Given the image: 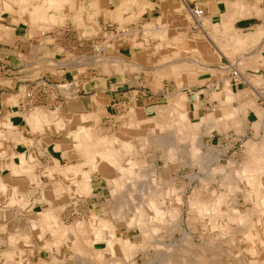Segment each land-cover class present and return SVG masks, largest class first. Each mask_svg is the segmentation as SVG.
I'll return each mask as SVG.
<instances>
[{"label":"crops","instance_id":"1","mask_svg":"<svg viewBox=\"0 0 264 264\" xmlns=\"http://www.w3.org/2000/svg\"><path fill=\"white\" fill-rule=\"evenodd\" d=\"M20 1L22 2L20 3ZM60 1L62 3H60ZM60 4L65 6V10L60 9ZM196 8L202 9L206 18H208L206 19L207 24L203 29L204 33L202 32L201 34L208 40H212V42L210 41V48L213 50V52H215V54L220 56L218 61H215V63L211 64V67L221 69L230 66L231 61L237 55L236 51L239 46L237 39L245 40L241 42V45H244L249 53H254V51H256L252 57L261 58L259 60V65L261 66H257V64L251 65L249 67L248 60L245 61V64H247L246 71L250 74H262L263 76L264 38H261V35L264 37V33L258 35V31L261 29L264 30V0H0V151L2 150L0 152V213L2 211L0 214V264H41L42 260L49 264L53 263V261L54 263L60 262L62 264H67L68 261L74 260L71 258L73 253L71 245L74 239V234L68 233V224L63 223L64 230L61 233V236L59 232H53L46 234L43 239L37 232V228L39 226L36 224L38 223V218H40L44 211L54 205L62 207L61 209L64 212H70L73 208V210L79 209L83 211V213H88L90 216H103L108 211L112 210V208H114V201L117 194L113 193V190L116 189V185L114 183L111 184L107 175L121 176L119 170L116 169L117 167L125 165L129 168L135 169L136 167L140 169V165L144 167V162L142 163V161H144V154L142 151L145 148H149V153L152 152L150 155L152 158L154 157L155 163L158 161V157L162 158L167 166L171 165V163H174L175 161L170 156V159L168 158L167 154L164 153L162 145H157L155 142H151V140L148 142L146 141L145 144L136 142V133L140 127L147 129L149 133H154L152 131L154 130L156 132V128L153 127L156 126V121L158 119L161 121L173 116V113L170 109L168 112L166 109L165 113L162 114L159 113L158 109L163 107L167 108L170 103L171 96L179 89L177 81L172 76H166L161 79L163 91L159 92L156 87V77L159 75V72L163 71L165 69L164 67L167 68L174 65V62H168V64L161 62L165 52H167V54L175 52L172 48H161L158 46L159 42L156 45H153V42L155 41H152V39L147 40L146 38L137 39L136 42L138 43H136V45H134L133 41L127 44L121 43L114 45L110 49L112 55H119L120 58L126 61H133L136 58V69H126L123 72H111L112 74L110 76L114 77V82L112 81L110 84L108 81L98 82L93 81L92 79H90L89 82H84L83 78H80L76 81L75 77L74 81H70L71 79H67V77L66 81L68 82L66 84L62 83V88L66 89L68 87L72 88V86L75 87L72 90L69 89L67 95V93H62L63 91L60 90V85H58V82L61 81L59 77H61L62 72L60 71V64L53 61L55 58L52 54L45 57L44 54L48 53L44 51L45 49H42L41 46L38 52L35 50V48L38 46H32L30 48V46L25 44V38L31 36L37 37L36 35H29L30 33H33L31 31H34L33 29H35L36 26L41 25L47 20L48 15L60 17L62 15L76 16V14H84V20L86 22L92 23L94 17H99L102 19L108 18L109 16L107 11H110L111 14H115L120 11L122 17L130 18V20L134 19L135 21L133 23H137L138 26L145 24L148 25L153 22L156 23L160 21L164 25L181 27L183 22L186 20L188 9ZM230 45L233 46L230 47ZM257 45L261 46L258 48ZM47 49L52 50L54 48L48 47ZM52 53L55 54L56 52ZM28 54L31 55L29 56ZM52 61L53 63L51 64ZM48 64L52 67L50 68ZM255 67H258V69H255ZM45 68H47V70ZM24 69L27 73H25ZM71 70L66 69L67 72H71ZM148 70L153 72V74L148 77V80L138 81L139 78H137L136 74L138 73V76L142 80L144 77L142 74H145V71ZM45 71L47 72L45 73ZM217 71L219 72L218 69ZM218 72L212 73L208 71V73H201L198 76L197 82L191 84L189 88L186 87L182 89L181 92L188 96V100L186 101L185 105L192 122H198L205 115L211 114L206 111V103L208 101L205 96H207L210 91H216L215 88L217 87V83H220V80L225 84V81L223 80L222 76H219ZM134 74L136 75V78L132 79L131 75ZM110 76L107 74L108 79H110ZM235 81L236 80H232L231 83H229L231 84L229 85V88L231 86V90L235 92L239 91L244 97L249 89L247 90L246 88H241L239 85L240 82L236 83L237 86L234 87ZM127 85L136 86V88H149L148 96H142L139 99L140 102H137L138 98L135 99L136 101L131 102L134 104V107H137L138 109L137 118L144 117L145 119H149L144 125L139 123L140 127L138 126V122L136 125L137 120L133 121V123L130 121V123H127V125L122 123L120 129L115 131L112 130L111 127L105 126L106 123L104 122V119L105 116L110 113L109 106L113 98L120 96V93H126L122 91L126 89ZM260 87L262 86L260 85ZM47 88H49L48 93L44 92ZM153 88L156 89L158 93L153 91ZM221 90L224 91L225 87H223ZM136 91L139 93V90ZM96 93L102 94V102L100 105L101 113L99 120L98 122L94 123L92 116L94 114L92 98L94 95H96ZM130 93L131 96H134L132 91H130ZM45 95L49 96L47 97ZM223 95L224 99L222 98L223 101L221 100L222 103L220 106L227 101V96L225 93H223ZM126 96L128 95L125 94L122 97ZM259 99L264 101V98L262 97ZM123 100H121V102L124 105L127 104ZM255 100L256 99L254 97L248 98L249 102H254ZM61 101H65L66 104L60 107ZM77 103H80L81 105H78ZM256 103L257 104H254V109H251L248 111V113H246L247 119L242 125L243 130L241 128L243 132L236 131L235 128L231 127L228 132L220 131L219 128H212L211 133L202 134L201 137L204 146L201 148L200 152L202 156L205 157V162L203 161V163H201L198 159L195 161L196 163H194V165L188 166L198 165V168L204 170V172H206V170L208 172L209 167L215 163L218 167L225 168L222 165L221 160L224 159L229 148L227 147L224 150L218 151V149H213V146H210L206 141V137L209 136V138H211V136H213L212 133L214 132H218L219 135L227 137L228 133L232 132L230 130H234L237 133L239 132L246 137H249L247 141L252 140L256 143L262 142L264 138V102L259 104V101L257 100ZM231 105L236 108L240 105V102L233 100ZM255 109H258L259 111ZM153 118L156 120H152ZM93 128L95 129L92 131L94 138L87 136L85 141V137H83V135L91 131ZM169 132L172 131L170 130ZM102 134H107L106 140H102L100 143L101 146L104 147V155H107L111 152L114 153L116 157L111 159L105 156H103V158L97 156L94 159L91 158L90 155L80 156L84 146L86 144L89 145L98 143L97 137H100ZM163 137L164 139L166 138L165 136ZM81 140L84 143H82ZM165 144L173 145V143L170 141ZM41 150H45L49 153L48 157L43 156L45 158L43 160L39 158L42 156H40ZM158 150H161V156H157ZM260 155L264 156V149H261ZM216 157L218 159H215ZM257 158L260 160L258 165L260 166L261 171L256 174V176L264 180V159L263 157L261 158L259 156ZM189 162L190 160H188V163ZM207 162H209L208 167H206ZM32 165H35V167L34 169L30 170L29 167ZM44 165H49L52 167L54 169V173L50 174L48 170L43 169L41 166ZM225 169L229 170V167H226ZM160 172H163L162 175L164 174V170H161ZM217 173L220 174L219 171ZM46 174L55 177V182L59 181L60 183H63L66 189L57 191L54 188H48L46 192L43 191L41 193L40 190L37 189L36 184L40 181H43V178H45ZM202 175H197L198 178L194 180L199 181L201 186H198V188L202 187L204 190L208 189V184H210V181H212V183L216 181H222V184L225 182L224 173L223 175L220 174L222 178L215 177L214 175H210L209 177L205 174L203 176ZM51 176L48 178L49 181H47V183L52 181ZM124 176L123 179L125 178ZM127 176L134 177L133 174H127ZM191 176L195 175L193 174ZM86 179L90 180L92 186L91 194L89 195L90 197L88 196V198L85 199L83 203L82 200H80L79 203L81 206L75 208L76 206L74 205L77 203L75 199L77 198V195L81 196L79 193L84 190L83 183L86 181ZM107 191L109 194H106L108 193ZM205 192L206 191L203 192L204 194L202 195V198L208 197ZM213 194V199L218 194L225 196L224 193H217L215 190H213ZM106 197L109 198L106 199ZM251 203L252 206L250 210L252 212L254 203ZM61 216L63 218V215ZM119 224L120 223H118V221L112 220V225H117L119 227V233L121 236L129 235V232L133 228H136L132 227L128 230L127 227ZM168 226L166 228H168ZM124 229L128 231L126 234L122 233ZM259 229L261 231V237L264 239V226H259ZM45 242H48L46 246ZM97 243L99 242H96L95 246ZM101 243L105 244V242ZM57 246L58 248H56ZM52 253L55 256V260H51Z\"/></svg>","mask_w":264,"mask_h":264},{"label":"bare ground","instance_id":"2","mask_svg":"<svg viewBox=\"0 0 264 264\" xmlns=\"http://www.w3.org/2000/svg\"><path fill=\"white\" fill-rule=\"evenodd\" d=\"M21 2L22 1H20V3ZM56 2H58V1H56ZM52 3H54V2H52ZM60 3H62V2L60 1ZM6 9H8V8H6ZM60 9L65 10V6L60 4ZM83 10H84V8H83ZM97 10H98V8H97ZM107 14L109 16L107 19L114 20V22L117 21L116 23L121 28L123 26H126V27L129 26V25H131V23H133L135 21L134 19L130 20V18L122 17L120 11L118 13H115V14H111L110 11H107ZM89 15H90V13H89ZM186 15H187L186 20H185V22H183V25L181 27L180 26H173V25H171V26L170 25H164L160 21H158L156 23L153 22L151 24L146 25L145 26L146 28L144 29V31H145L144 36L146 37V39L147 38H158L159 40L161 39V42L158 44L159 47H161V48H165V47L172 48L173 51H175L171 54H167V52H165L163 54V58H162L161 62H165L167 64H168V62L169 63L174 62V65L167 67V68L164 67L165 69L163 71H160L159 75L156 77V87L159 90V92L163 91L162 81H161V79L163 77H166V76L171 77L172 76L177 81L179 89L177 90V92H175L171 96L169 107L158 109L159 113H161V114L165 113L166 109H167V112L170 109L173 113V116H171L165 120H161V121H159V119H158L156 121V126L153 127V128H156V132L154 130L152 131L155 134L149 133L147 129H145L143 127L141 128L139 126V123L143 124V125L146 124L148 122L149 118L148 119L147 118L146 119L140 118V117L137 118L136 108L132 105L130 106L129 110H127V112L122 115L123 116L122 119H123L125 125H127V123H130V121H131V123H133V121L137 120L136 125L138 122V126L140 127V129H138V131L136 133V142H140L141 144H143V143L145 144L146 141L148 142L151 140V142H155L157 145L163 146L164 153L167 154L168 158L170 156L172 158H178L179 160H181V159L185 160V164H192V163H196L195 161H197L198 159L200 160V158H201L199 152L201 151V148L203 147L202 137H201L202 134L211 133L212 128H219L220 131L228 132V130L231 127L233 128V126L230 124L231 119H235V120L238 119L239 122L237 124H239L241 126L246 122V119H247L246 113H248V111L251 110V108L249 106V101H246L247 95L250 92H252L256 95L255 96L256 100H258V98H260V97L264 98V75L263 76H262V74L261 75H254V74H250L246 71V68H247L246 65L247 64H245V61L248 60V66L249 67L251 65H257V64H258L257 66H261V65H259L260 64L259 60L261 58L260 57H252V56H254L253 54L256 53V51H254V53L253 52L249 53L248 50L246 49V47H244V45L243 46L241 45V42L245 41V40H239V39H237L238 45H239L237 48V51H236L237 55L235 56V58L232 61L229 60V61H231V65L227 68H225V67L221 68V69L217 68L219 70V72L217 71L216 68H212L211 64L215 63V61H217L220 58V56L218 54H215V52H213V50L210 48L211 47L210 43L212 42V40H208L202 34L199 37H192V38H190V35H189L190 30L191 31H193L194 29H202L203 30L207 24L206 19H208V18H206L205 13L202 15L196 14L195 12H192L191 9H188V12ZM66 16L62 15L60 17H56L53 15H48L47 20L44 23H42L41 25L36 26L35 29H33L35 32L31 31L33 33H30V34L36 35L38 37L44 36L45 38H43V40H44V42H46V39H48V37H51L49 35L51 32H57L60 27L66 25L67 21L69 20L68 16L67 17ZM79 17H80V19L83 20L82 21V24H83V22L85 21L84 20L85 15L84 14L79 15ZM93 21H96V17H94ZM121 22H123L124 25H122ZM86 24H87V22H86ZM79 26H81L80 23H79ZM91 26H93V28L95 29L96 32H98L100 29V26L98 24L93 23V22H92ZM80 29H81V33H82L81 35H83L84 37L86 35L87 36L92 35V32H89L86 28L81 26ZM126 31L127 32L121 36V39H122V37L123 38L127 37L126 39L129 38L131 41H133L134 45H136V43H138V42H136V33H137L136 28H129L128 27ZM139 32H140V30H139ZM122 33H123V31H122ZM262 33H264V30L261 29L260 31H258V35H261ZM97 34H99V33H97ZM97 34H96V36H97ZM2 38H4V37H2ZM261 38H264V37H262V35H261ZM252 39H254V38H252ZM249 41H250V39H249ZM121 42H119V43H121ZM140 44H141V42H140ZM23 45H24V43H23ZM40 46L41 45H39L38 47L36 46L37 47V48H35L36 52L39 51ZM232 46L230 45V47H232ZM260 46H258V48ZM140 47H142V46H140ZM101 51L102 52L104 51V52L102 53V55L100 57H97L98 59L96 58V60H98L97 62L99 63V65L101 64L100 70H103L105 72L106 71L107 72H115V71L116 72H123L126 69H136V58L133 61H131V60L126 61V60H123L122 58H120L119 55L118 56L116 54L115 55H110V54L107 55V53L105 52L106 50L102 49ZM259 53H260V51H259ZM18 57H19V55H18ZM229 57H228V59H229ZM39 59H41V58H39ZM71 61H74V60H71ZM33 65H31V66H33ZM36 65H38V64H36ZM122 65H124V66H122ZM31 68H33V67H31ZM41 68H42V66H41ZM256 68L258 69V67H255V69ZM45 69L47 70V68H45ZM20 71H22V70H20ZM24 71H25V69H24ZM208 71L212 72V73L218 72L219 76H222L223 80L225 81V90L223 91V93H225V95L227 96V101L223 105L216 108L214 113L212 112L211 114L205 115L198 122H192V120L190 119V116L188 114V111L186 109V105H185L186 101L188 100V96L181 91L183 88H186V87L189 88L191 86V84L197 82L199 74L204 73V72L208 73ZM229 72H230V75H229ZM25 73H27V72L25 71ZM59 78H61V77H59ZM232 80H236V83H237V81L247 82L249 87H250V89H249L250 92L247 91L246 92L247 94L244 93L246 95L243 97V95H241L239 91L235 92V91L231 90L229 88V85H231V84H229V83H231ZM125 82H126V80H125ZM259 83H261L263 85V87L258 88L257 85ZM105 85H106V83H105ZM114 85H116V84H114ZM73 88H75V87L72 86V88L68 87L66 89L65 88L63 89L62 87H60V90L63 91L64 94L67 93V95H68L69 89L72 90ZM102 91H104V90H102ZM71 92H73V91H71ZM156 92L158 93V91H156ZM99 93L98 94L96 93V95H94L92 98L93 106L95 107L94 108V114L92 115L93 117L100 115V113H101L100 105L102 102V94H99ZM123 95H125V94H123ZM45 96H47V95H45ZM233 100L239 101L240 105L238 107L234 108L231 105ZM80 101H78V102H80ZM95 102L98 105L95 106L94 105ZM12 104H13V102H12ZM83 108H81V109H83ZM255 110L259 111L258 109H255ZM43 117H44V115H43ZM32 119H33V117H32ZM152 120H156V119L153 118ZM68 121H70V120H68ZM81 130H84V129H81ZM170 130L172 132H169ZM92 131H93V129H91V131H89V132L85 133V135H83V137H85V139L82 136L81 137L85 141H86L87 136H91V138L92 137L94 138V134ZM24 132H25V130H24ZM83 132H85V131H83ZM102 135L106 136L107 134H102ZM102 135H100V137H102ZM2 136H4V135H2ZM163 136H165L166 138L164 139ZM42 139H43V137H42ZM104 140H106V138H104ZM168 141L173 143V145H169V144L166 145L165 143H167ZM81 142L84 143L82 140H81ZM46 146H48V145H46ZM244 146L246 147L245 158L237 166L232 165L234 169H232L228 172L230 175V177H229L230 180L228 179L227 183H228V187H230L232 191H237L236 188L237 187L241 188V185L244 186V192L242 194L244 200H247V202L251 201L254 203L253 207H252L253 208L252 213H245V212L243 213L242 211L234 210V209H221L222 205H224L225 203H228V200H226V201L222 200V198L224 196H217L216 195V197L212 200L211 199L210 200H203L202 195L204 194L203 193L204 190H203V188L197 187L195 189V191L193 192V194H194L193 198L194 199L190 200L188 202V205H185V206H189L188 209H189V214L191 215L192 221H195V222L199 221L200 222L201 220H205L206 221V228L208 230H210L211 232H214V234H212V237H209V239H207V241L205 242V247H203V251L197 252V250L190 249V251H188L186 253L184 251H180L178 249L177 245L175 247L176 248L175 250L172 251L171 249H169L171 251H166V252L169 253L170 255H169V257H166L164 259L165 264H216L215 261L217 260L218 256H221L224 253L225 254L231 253L232 255L234 254L235 256H237V260H238L239 264H264V239L261 237V231L259 229V226H264V223L262 222V221H264V180H262V178L260 179V177L256 176V174H258L261 171V168L258 165V162L260 160L257 157L258 156L261 158L263 157V159H264V156L260 155L261 149H264V138H263L262 142H259V143H256L252 140L246 141L244 143ZM100 147L102 148L101 154H99L100 150H98ZM131 148H132V146H131ZM103 149H104V147L101 146L100 144L97 145V143H95V144L93 143V144H89V145L86 144L82 150V153H80V156L90 155L91 158H94V159L97 156L100 158H103V156H105V157L111 158V159H114L116 157V155L114 153H111V152L107 155H104L105 153H104ZM41 155L48 157L49 153L45 150H41ZM166 160H167V158H166ZM188 160H190L189 163H188ZM167 162H168V160H167ZM79 163H81V162H79ZM75 164H77V163H75ZM171 164H173V163H171ZM33 166L35 167V165H32L31 167H29V169L30 170L34 169V168H32ZM46 169L49 171L50 174L54 173L53 172L54 169L52 167H50L49 165L46 166ZM116 169L119 170V173H121V176L107 175L111 184L114 183L116 185V189L113 190V193L117 194V196L115 197V201H114V208H112V210L108 211L105 215H103V217H101L99 215H92V216L88 217L85 215L83 217V219H76L68 226V233L73 232L72 234H74L73 237L75 239L77 238L79 240L80 239L83 240V241H79V244H78V245H81L82 247L79 248V246L75 245V247H76V248L74 247L75 252L77 254L79 253V254H83V255L87 256V257H79L76 255L77 257L75 258L74 264H125L126 262H128V258L130 256L131 252L136 250V253H137V252H140L143 250L145 242L139 243V242L133 241L129 237V235H124V236L122 235L121 236L119 233L120 231H119L118 226L111 227V225H110L111 219H113L115 217H117V218L120 217L119 219H120L121 223L126 221L127 225H125V226L128 228V230L131 229L132 227H137L138 233L134 237H136L138 235L145 237L146 235H148L147 233L150 230L152 233H157V231L161 228V226L166 221H167L166 223L170 222V228H172V222L173 221L169 216L172 209L168 208L167 210H164L163 207H164V205H167V203L169 206H173L174 204L179 203L180 198L178 197L179 200H176V198L174 199L175 195L170 193L168 196L165 195L164 200H158L159 199L158 193L157 192L153 193V191H156V190L158 191L160 189V187L157 188L156 183L153 184V182H151L152 180L150 181V178L154 177L153 176L154 170L152 171L151 169H146V168L142 167L141 165H140V169L138 167H136V169L135 168H129L126 165L125 166H119ZM13 171H14V169H13ZM70 172H72V171H70ZM14 173H15V171H14ZM123 173L125 176L123 175ZM231 173H233V174H231ZM19 174H21V173H19ZM87 174H88V172H87ZM127 174H133L134 177L127 176ZM122 175L125 177L124 179H123ZM140 175H142V176L144 175V177H146V180H143V177L138 178V177H140ZM6 176H8V175H6ZM49 176H51V175H49ZM51 177H52V181L49 183L43 182L42 187L38 186V185H40V182L37 181L38 182L37 183L38 185L36 184L38 186L37 189L40 190L41 193L43 191L46 192L48 190V188H51V189L54 188L57 191H60L62 189H66V187L63 185V183H60L59 181L55 182V177H53V176H51ZM131 178H135V179H131ZM131 182H134L135 185L131 184ZM7 183H8V181H7ZM83 184H84L83 187L85 189V192L81 191L79 193V194H81V196L77 195V198L78 197H88L91 194L92 186H91L90 180L86 179V181ZM163 189L164 188L161 186V191H163ZM20 205H21V203H20ZM194 205H195V207H194ZM61 208L62 207L52 205L51 208L44 211L42 213V215L40 216V218H38V223L36 225H38L39 227L37 228V232L39 233V235L43 239H44V236L46 234L53 233V232H56V233L59 232V234L61 236V233L64 230L63 222H65L61 216L62 212H63V210ZM3 211H5V210H3ZM1 213H2V211H1ZM29 213H31V212H29ZM9 214H10V212H9ZM9 216H11V215H9ZM19 218H20V216H19ZM11 220H13V219H11ZM247 222H250V224L249 225H243L242 224V223L247 224ZM176 226L173 228L177 229L180 232L183 231V230H181L183 228H179L180 225L179 226L176 225ZM5 229H6V227H5ZM26 229H27V227H26ZM216 232L218 233L217 237H216ZM32 233H33V231H32ZM182 236L186 237L187 234H184V232H183ZM127 238H129V241L126 242L125 240H127ZM136 239H138V238H136ZM194 241L195 240H193V242ZM96 242H100V243L105 242L106 247L102 248V249L101 248L98 249L95 247ZM17 243H18V241H17ZM75 243H77V241ZM234 243L237 244V246H235V248L233 246ZM47 244H48V242H45V246ZM227 244H229V248H225V247H228ZM72 246H73V243H72ZM170 246L173 247V245H170ZM56 248H58V246ZM46 250H48V249H46ZM176 250H178V251H176ZM5 251H8V250H5ZM72 254H74V253H72ZM118 254H120V255L118 256ZM51 256H52L51 260H55V256L53 255V253L51 254ZM41 264H49V263L42 260Z\"/></svg>","mask_w":264,"mask_h":264},{"label":"rangeland","instance_id":"3","mask_svg":"<svg viewBox=\"0 0 264 264\" xmlns=\"http://www.w3.org/2000/svg\"><path fill=\"white\" fill-rule=\"evenodd\" d=\"M70 16H68L69 20L67 21L65 26L60 27L57 32H51L49 34L51 37H48V39H46V42H44V40H43V38H45L44 36L32 37L30 34L31 37L25 38V44L29 45L30 48L32 46L41 45L42 49H45L44 51H46L48 53V54H44L45 57L50 56L51 54L53 56L55 55L54 56L55 59L53 61H55V63L60 64V66H61L60 71H62L61 72V78H60L61 81L58 82V85H60V87H62L63 84H66V82H68V81H66L67 79H71L70 81H73L76 79V81H77L80 78H83L84 82L85 81L89 82V80L92 79L93 81H98V82L99 81H103V82L108 81L109 84L112 81L114 82V79H113L114 77L110 76L112 74L111 72H107V71L105 72L103 70H100L101 64L99 65V63L97 62L98 60H96V58L100 57L102 55V53L104 52V51L103 52L101 51L102 49L106 50L105 52L107 53V55H109V54L112 55L111 50H110L112 46L117 45V44H121V43H123V44L130 43L131 40L129 38L126 39L127 37L126 38L122 37V39H121V36L127 32L126 30L128 27L129 28H136V30H137L136 40L137 39H145L146 37L144 36V34H145L144 29L146 28L145 26L147 24L138 26L137 23H131V25H129L127 27L123 26L121 28L116 23L117 21L114 22V20H109L107 18L102 19V18L98 17V18H96V21H93V23L98 24L100 26L99 31L96 32L95 29L93 28V26H91L92 23L89 24V22H87V24H86V22L84 21L82 24L83 20L80 19L78 14H76V16H74V15H72L71 17ZM79 23L81 24L82 27L86 28L89 32H92V35H89V36L86 35L85 37L83 35H81L82 34L81 29H80L81 26H79ZM121 23H122V25H124L123 22H121ZM139 30H140V32H139ZM122 31H123V33H122ZM199 31H201V32H199ZM202 32H203L202 29H194L193 31L190 30V33H189L190 38L199 37V35H201ZM97 33H99V34H97ZM96 34H97V36H96ZM148 39H152V41H155V42H153V45H156L157 42H159V43L161 42V39L159 40L158 38H147V40ZM119 42H121V43H119ZM48 47H52V48H54V50L53 49L52 50L47 49ZM54 51L57 53L53 54L52 52H54ZM28 55L30 56L31 54H28ZM28 55H25V56H28ZM71 60H74V61H71ZM53 61L51 62V64L53 63ZM50 67H52V66H50ZM72 67H73V69L71 70ZM66 69L71 70V72H67ZM46 72L47 71H45V73ZM141 73H143V72H141ZM107 74H108V76H110L109 77L110 79H108ZM150 74L151 75L153 74V72L151 70L145 71V74H142L144 76L142 80L140 79L138 74H136V75H137V78H139L138 81H147ZM136 75L135 74L131 75V78L135 79ZM263 75H264V72H263ZM74 77H75V79H74ZM219 82H220L219 84L217 83V87L215 86L216 87L215 92L210 91V93H208V94L206 93L207 96H205V97H206L208 102L207 103L205 102V103L207 104L206 105V111H208V113L214 112L215 109L218 108V106H220V104L222 103V101H223L222 98L224 99V95L222 93L223 91L221 89L223 87H225V84L221 80ZM239 82H240L239 85L241 88H246L247 90L250 89L247 82L237 81V83H239ZM234 83H235L234 87H236L237 86L236 81ZM260 85L263 87V85L261 83H259L257 85V87L259 88ZM127 86H126V89L122 92H126L124 94H126L128 96L122 97L123 94L120 93L121 94L120 96L113 98V100L109 106L110 113L107 114L105 116V119H104V122L106 123L105 126L111 127V129L115 130V131L120 129V126L122 123L125 125V123L122 119V117H123L122 115L124 113H126L127 110H129V106H131V105L134 106V104H132L131 102L136 101L135 100L136 98H138V100H139L142 96L146 97L149 95V88L148 87L136 88V86H128V87ZM136 90H139V93ZM48 91H49V88L45 90L46 93H48ZM130 91H132L134 93V96H131ZM153 91L156 92V89L153 88ZM205 92H207V91H205ZM62 93H64V92H62ZM253 94L254 93L250 92L247 95L246 101H248L249 97L255 98L256 95L255 94L253 95ZM121 100L125 101L127 104L124 105L121 102ZM138 100H137V102H140V100L139 101ZM256 101L257 100H255L254 102H249V106L251 109H254V104H257ZM258 101H259V104L261 102H264V101H261L259 98H258ZM64 104H66L65 101H61L60 107L63 106ZM94 105L96 106L98 104H96V102H95ZM168 107H169V105L167 106V108ZM163 108H166V107H163ZM136 112L138 113L137 107H136ZM99 117H100V115L93 117V122L94 123L98 122ZM140 118H144V117H140ZM238 122H239L238 119H236V120L231 119L230 120V124L233 126V128H235L236 131L241 132L243 130V128L241 125L237 124ZM241 128H242V130H241ZM93 130H95V129L93 128ZM230 131H232V132L228 133L227 137L219 135L218 132H214L213 136H211V138H209V136L206 137V141L210 146H213L212 147L213 149L214 148L218 149V151L224 150L227 147L229 148V150H227L228 152H226L224 159L221 160L222 161L221 163L225 168L229 167V170H232V169H234L233 168L234 165L237 166L245 158L246 147L244 146V143L247 141V139L249 137H246L242 133H239V132L237 133L234 130H230ZM106 136L102 135V137H100V138L98 136L97 137L98 138L97 139L98 140L97 145H99L102 142V140H104V138H106ZM202 143H203V141H202ZM203 146H204V143H203ZM98 150H100L99 154H101L102 148L100 147ZM149 151H150L149 148H145L142 151L144 154L143 155L144 161H142V163L144 162V164H143L144 167L151 169L152 171L154 170L153 171L154 177L150 178V181L152 180L151 182H153V184L156 183L157 188L160 187V189H159L160 191L156 190V191H153V193L154 192L158 193V195H159L158 200H164L165 195L168 196L170 193H172L175 195L174 199L176 198V200H179V198H180V202L174 204L173 206H169L167 203L168 206L164 205V207H163L164 210H167L168 208L172 209L171 213L169 214L170 218L173 221L172 222V228H170V222L166 223L167 222L166 221L161 226V228L157 231V233H152L150 230L147 233L148 235H146L145 237L140 236V235L134 237V235H136L138 233L137 227L133 228L129 232V235L133 241H136L139 243L145 242V244H144L142 251L136 253V250H135V251L131 252V254L128 258V262H126L125 264H165L164 259L166 257H169V255H170L166 251L175 250L176 245L178 246V249L180 251H184L186 253L188 251H190V249L197 250V252L203 251V247H205V242L207 241V239H209V237H212V234H214V232H211L210 230H208L206 228V221L205 220H201L200 222L199 221H197V222L192 221L191 215L189 214V209H188L189 206H185V205H188V202L190 200L194 199L193 198L194 197L193 192L195 191L196 186L197 187L201 186L199 181L194 180V179L198 178L197 175L201 176L202 174L203 175L205 174L208 177L210 175L211 176L214 175L215 177H221V178H222V176H220V174L223 175V173H224V175H225L224 176L225 182L223 184H222V181H220V182L216 181L213 183H212V181L209 182L210 184H208V189H205V190L203 189L204 191H206L205 194H207L209 198L208 197L202 198L203 200H210V199L212 200L213 199L212 196L214 195L213 190H215V192H217V193L222 192L225 194L227 192L225 194V196L222 198V200H225V201L228 200V203H225L224 205H222L221 209H234V210L242 211L243 213L244 212L245 213H252L250 210V208L252 206L251 201L247 202V200H244L243 195H242L244 192V186L241 185V188L237 187L236 188L237 191H232L231 188L228 187L227 180L228 179L230 180V178H229L230 176H227V175H229L228 169L226 170L225 168L218 167L217 164L215 163V164L211 165V167H209L208 172H207V170H206V172H204V170L198 168L199 167L198 165L197 166H188V165H194V163L185 164V160H182V159L179 160L178 158H173V160H175L173 163L174 165L171 164L170 166H167L165 164V162L163 161V159L159 158V157L157 158L158 161L155 163L154 157L152 158L150 155V153H152V152L149 153ZM205 151H207V150H205ZM144 152H146V153H144ZM199 153L201 156L200 162L203 163L205 157L202 156L201 152H199ZM158 155L161 156V150L157 151V156ZM40 156H41V151H40ZM39 158H41L42 160L45 159L43 157V155ZM215 159H218V158L216 157ZM208 163L209 162H207L206 167H208ZM42 167H43V169H46L45 165ZM32 168H34V166ZM158 170H160V171L164 170V174L162 175L163 172L161 173ZM218 171L220 172V174L217 173ZM233 173H231V174H233ZM193 174L195 176H191ZM215 174H217V175H215ZM142 177H143V180H146V177H144V175L143 176L140 175V177H138V178H142ZM48 178H50V176L46 174L45 178H43V181H40V185H38V184L37 185L42 187L44 181H45L44 183H47V181H49ZM131 184H134V182H131ZM161 186L164 188L163 191H161ZM200 188H202V187H200ZM83 191L85 192V189ZM106 194H109V193H106ZM217 196H223V195L218 194ZM87 198L88 197H78L77 199H75V201L77 202L74 205V206H76L75 208H78L79 206H81V204L79 203L80 200H82V203H83V201ZM108 198L106 197V199H108ZM194 207H195V205H194ZM72 210H73V208H72ZM72 210L70 212H64V211H63L64 213L62 212L63 219L65 221V222H63L64 224L70 225L76 219H83L84 215H86L88 217L90 216V215H88V213H85V212L83 215V211H81L79 209H75L73 211ZM101 217H103V216H101ZM116 218L117 217L111 219V222H110L111 227H114L112 225V220L118 221V223H120L119 225H123V226L127 225L126 221H124L123 223L120 222V219H119L120 217L117 219ZM262 222L264 223V221H262ZM242 224L243 225H249L250 222H247V224L246 223H242ZM176 225H178V226L180 225L179 228H183V229H181L183 231L180 232L177 229H174L173 227H175ZM167 226L169 229L166 228ZM127 232L128 231L126 229H124L122 231V233H124V234H126ZM183 232H184V234H187L186 237L182 236ZM70 233L72 234L73 232H69V234ZM217 236H218V233L216 232V237ZM136 238H138L139 240ZM193 240H195V241L193 242ZM76 241H77V243H75ZM79 241H83V240H81V239L79 240L77 238L73 239V242H72L73 246L71 245V249H72L74 254H72L71 258H73L74 260L68 261L67 264H74L75 258L77 256L87 257L83 254H79V253L77 254L75 252V249H74L75 245L79 246V248L82 247L81 245H78ZM125 241L126 242L129 241V238H127V240H125ZM97 244L95 247L98 249L99 248L102 249V248L106 247V245L104 243L99 242ZM234 244H233V246L235 248V246H237V244H235V245ZM170 245H173V247H171ZM227 246L228 247H225V248H229V244H227ZM169 249H171V250H169ZM176 251H178V250H176ZM119 255L120 254H118V256ZM215 262H216V264H239V262L237 260V256H235L234 254L232 255L231 253H226V254L224 253L221 256H218V258ZM50 264H52V263H50ZM53 264H62V263H60V262L54 263L53 262Z\"/></svg>","mask_w":264,"mask_h":264},{"label":"built area","instance_id":"4","mask_svg":"<svg viewBox=\"0 0 264 264\" xmlns=\"http://www.w3.org/2000/svg\"><path fill=\"white\" fill-rule=\"evenodd\" d=\"M191 11H192V12H195L196 14H200V15L204 14V11H203L202 9H198V8H196V9H191Z\"/></svg>","mask_w":264,"mask_h":264}]
</instances>
